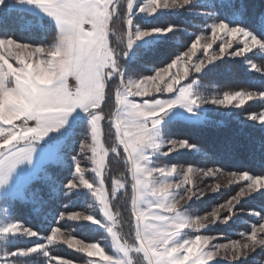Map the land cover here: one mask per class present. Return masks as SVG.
<instances>
[{"label": "snow or ice", "instance_id": "1", "mask_svg": "<svg viewBox=\"0 0 264 264\" xmlns=\"http://www.w3.org/2000/svg\"><path fill=\"white\" fill-rule=\"evenodd\" d=\"M186 6L198 5L195 0H149L145 4L136 0H0V198H16L20 189L31 183L37 170L65 150L83 129L91 143L79 147L81 152L85 148L91 150L90 170L95 177L86 178V169L77 156L72 155L69 159L74 172L62 187L68 193L94 197L102 215L96 218L94 214L72 212L67 219L87 221L90 224L86 227L95 225L104 229L111 236L115 251L106 254L99 242L85 243L74 237L64 238L63 243L90 258L99 257L90 264H134L133 253L141 254L146 264H210L212 261L219 264L216 258L222 249L225 259L231 251L232 261L246 256L245 249L255 252L259 247L264 251V236L258 238V234L264 233V217L258 226L251 225L250 233H241L247 240L244 244L239 241L230 245L212 244L215 236L199 234L201 229L220 220L219 208L203 217L188 214L181 202L204 194L194 191V185L189 187L194 169L178 171L175 165L154 163V158L169 157L179 149H197L189 139H172L171 136L178 122L193 128L200 125L204 105L240 108L257 97L264 99V92L245 91L209 98L197 90L198 80L181 83L188 80L191 73L211 71L208 66L226 55L241 57L253 53L254 49L264 54V15L250 27L245 26L246 11L233 0L218 3L212 0L199 5L228 12L225 18H216L207 26L211 42L201 45L205 37L198 35L187 51L176 55L166 66L154 69V75L133 78L129 74L136 70L146 53L161 48L163 42L170 39L169 34L174 33V25L156 26L147 18H155L158 10L185 9ZM117 20L124 21L126 32L114 30ZM13 27L16 32L28 33L51 29L56 38L51 44L36 40L20 42L21 37L14 34ZM218 39L222 40L218 52L209 56L207 50L212 49ZM233 41L238 45L235 49ZM198 46L205 48V59L192 63L191 57L195 56ZM10 57L15 63L10 62ZM246 62L251 69L264 74V68L251 59ZM178 63H182V75L172 71ZM69 78L75 79L74 88L69 86ZM157 93L174 95L159 98ZM135 97L148 99L137 102ZM113 98L115 111L106 117L105 102ZM247 119L264 126V111L249 113ZM106 120L116 141L111 151L117 157L123 153L122 159L130 174L133 244L127 243L115 230L117 213L112 211V200L121 189L126 190L127 185L116 180L109 195L104 183L108 149L100 146V141ZM199 171L214 175L222 169ZM176 176L182 179L176 182ZM230 177L229 183L246 181L247 185L228 204L238 203L241 197L252 193L264 196V175L254 176L242 171L232 172ZM219 187L216 185L213 191ZM57 216L65 219L64 212ZM232 216L229 209L222 223L227 224ZM185 230L197 234L188 236ZM50 231L46 244L4 250L0 261L17 264L9 258L40 252L48 257V264H73L71 260L50 255L48 245L57 241L61 228ZM39 235L17 221L0 224V241L3 242L20 236L39 238Z\"/></svg>", "mask_w": 264, "mask_h": 264}, {"label": "trees", "instance_id": "2", "mask_svg": "<svg viewBox=\"0 0 264 264\" xmlns=\"http://www.w3.org/2000/svg\"><path fill=\"white\" fill-rule=\"evenodd\" d=\"M210 2L212 0H195L198 6L191 8L215 13L216 15H211V20L225 18L228 15L226 9L199 6ZM216 2L218 3L219 0H216ZM233 2L238 6H242L246 11L245 26L250 27L264 15V0H233ZM180 10L177 12L164 11L157 13L155 18H147L156 26L174 24L175 26L185 28L186 31L174 28V33L169 34L170 39L164 41L161 48L146 53L138 67V75L151 74V66L153 68H159L170 63L175 59L176 55L183 53L189 48L190 45L187 44L193 39L189 32L196 34L198 29L202 28L203 25L196 24H202L203 21L200 23L196 20L195 22H190L188 19L182 18L181 15L179 16L178 13ZM197 19L202 20L200 18ZM117 22L124 25V21L117 20L113 25L114 30L117 33H121L116 26ZM12 23L13 21H10V24ZM12 31L15 35L21 37L20 42H32V40H36L46 43L56 37L55 31L51 29H38L34 33H28L16 32L13 27ZM113 43L115 45L116 41L113 40ZM249 59L264 68V54H261L258 50L237 58L224 57L223 60H219L208 66V68L212 69L211 71L205 69L204 72L199 74L197 90L201 95L209 98L223 96L226 92H264V74L251 69L246 62ZM125 67L127 68V65ZM111 87L114 88L115 85H111ZM263 109L264 99L257 98L233 110L217 111L208 109L206 120L195 128L185 125L183 122H178L172 130L171 138H187L190 143L198 146L197 151H181L171 154L169 157L161 156L155 160V164L170 165L180 162L182 164L197 166H214L225 172L240 173L247 171L250 175L254 176L264 175V126L249 121L246 118L249 113L258 114ZM113 111H115L114 98L106 101L104 105L106 117ZM85 134V131L80 129L76 140H74L75 142L71 141L66 146V149L60 152V159L44 163L31 180V183L24 187L25 193L23 196H17L11 199L0 198V224L17 221L37 231L40 235H43L47 234L49 230L56 226L64 225V222L58 218V213L64 212L66 209L76 211V208H84L86 206L89 199L86 194H71L66 192L62 187L64 183L72 178L74 172L69 156L71 154L78 155L79 145L81 144V140L86 137ZM103 139L105 147L108 149V160L104 171L106 185L110 191L114 180L116 178L121 179L126 183L127 187L126 190H123L115 197V201L118 202L120 199L125 200V198H129V201H131L130 174L128 173L127 165L123 162V153L121 152V156L117 157L111 151L116 141L114 131L108 126L107 120L104 122ZM89 175L93 178L92 173ZM237 189L238 185L233 192H223L222 190L218 194H214V197L207 195L203 200L197 201L196 203L193 201L190 202V205L186 206L184 210L200 216L202 215L200 213L207 212L213 206L225 202L230 194L234 193ZM111 193L112 191H110ZM33 194H35V197ZM73 198L75 200L71 203ZM127 207L128 217H131V208L130 206ZM117 211L119 212V209ZM94 213L97 216L99 209H96ZM118 214L117 218L119 219L117 225H123L124 229L127 230L125 216L122 213L121 215L120 213ZM128 220L130 225V219ZM89 224L90 222L85 225ZM85 225H82L83 227L81 229H75V232L80 237L93 242L103 241V229H96L93 225L90 227H86ZM133 225L134 223L129 226L131 231L133 230ZM228 226L224 225V227L218 228L211 226L200 230V233L217 234L219 229H223L228 234L229 229L232 228L231 224ZM124 229L118 228V231L122 233ZM39 242L40 237L23 236L7 242L0 241V255H2L4 250L15 251L17 247H28ZM57 254L64 259L71 260L73 264H89L91 260L85 253L77 252L75 249L68 247H60L59 251H54L53 249L51 255ZM45 258L46 256L37 252L30 254L28 257H11L9 259L17 261V264H48ZM1 263L2 261H0ZM210 264H216V261H212ZM219 264L232 263L219 261Z\"/></svg>", "mask_w": 264, "mask_h": 264}, {"label": "rangeland", "instance_id": "3", "mask_svg": "<svg viewBox=\"0 0 264 264\" xmlns=\"http://www.w3.org/2000/svg\"><path fill=\"white\" fill-rule=\"evenodd\" d=\"M136 2L140 3V4H145V3H148L149 0H136ZM178 10H180V9L158 10L157 13L164 12V11L177 12ZM178 14H179V16L181 15L182 18L188 19V21H190V22H193V21L195 22V20H196L198 23H200L201 21H203L202 24H196V25H203L202 28H200V29L196 28V29H198L196 34L192 33V32H189L193 39L187 45L191 46V43L194 42L195 38L198 35H203L205 37V39L201 40V45H204L206 42H211V39H212L211 38V32H210V30L208 29L207 26L210 25L213 22L214 19L211 20V15H207V14H210L208 11L200 10V9H192V8H189V7L186 6V8L185 9H181ZM197 18H200L202 20H198ZM116 26L118 27L119 32H121V33L122 32L123 33L126 32L125 24L123 25L122 23L117 22ZM174 28H179V29H183L184 31H186L185 28L180 27V26H175L174 25ZM220 35H222V34H220ZM55 38L53 40L51 39V40L47 41L46 44L53 43ZM238 39H239V37H238ZM221 43H222V40H219V39L216 40L215 43H213L212 49H208L207 50L208 55L211 56V55L217 53L218 52V46L221 45ZM232 44H233V49H235L238 46L236 41H233ZM190 46H189V48H190ZM231 50L232 49H229V51H231ZM254 51H255V49H254ZM247 54H249V53H247ZM247 54H245V55H247ZM225 57H232V56H227L226 55ZM235 58H237V57H235ZM9 59H10V62L15 63L13 58L10 57ZM185 59H187V58H185ZM199 59H205V48L202 47V46H198V50H197L195 56L191 57V62L195 63ZM205 62H207V61H205ZM215 62H217V61H215ZM139 65H138V67H139ZM138 67L136 68L135 71L129 73L133 78H139L140 76H145L146 75V74L138 75V73H137ZM151 69H152V73L151 74H147V75H154L155 74L154 69H157V68H153V66H151ZM172 71L173 72H179L180 75H182L183 74L182 63H178L177 67L172 69ZM199 74L191 73L189 78H188V80H181V83L182 84H186L190 80H193V79L197 80ZM68 83H70V81H68ZM69 86L74 88L76 86V83H74L72 81L69 84ZM149 86L151 87L152 85H149ZM253 93H256V92H253ZM155 95H157L159 98H169V97L173 96L174 94H171V93H157ZM257 98H259V97H257ZM257 98H255V99H257ZM134 99L137 102H141L144 99H148V97H135ZM255 99H253V100H255ZM208 109L217 110V111H223V110H233V109H237V108L223 107V106H214V105H204L203 108H202V112H201L202 121L206 120L207 115H208V113H207ZM261 111H264V109L261 110ZM249 121H251V120H249ZM253 122L259 124V122H257V121H253ZM30 124H34V122H30ZM172 139H176V138H172ZM85 143H91V139L87 135H86V137L84 139L81 140V144H85ZM100 146H103L106 149L105 143H104V139H103V135L101 137ZM100 146H98V148ZM164 150L166 151L167 148H165ZM181 151H183V152H187V151L191 152V151H197V149L196 150L179 149L178 151L173 152L171 154L179 153ZM59 154H60V152H59ZM77 154L78 155H76V156L81 161L82 167L86 169V171H85L86 178H88L89 180H93L94 177H95V174L92 173L91 170H90L91 167H92V162H91V159H90L92 157L91 150L88 149V148H85V150L83 152H81V150L79 149ZM70 156H72V154ZM59 157H60V155H59ZM58 159H60V158L57 157L56 160H58ZM107 160H108V155L106 157V164H107ZM155 160H156V158H154V163H155ZM156 165L157 166H172V165H175L177 167L178 171L186 170L188 167H192L194 169V171H193V173L191 175L192 184L189 185V187H193V185H194V187H193L194 191H197L198 193L199 192H203L204 194L202 196H200L199 198L193 197V199L191 201H187V202L182 201L181 203L184 205V208L186 206L190 205V202H192V201L194 203H196L197 201L203 200L207 195L214 197L215 196L214 194H218V192H221L222 190H223V192L224 191H227V192L228 191H232L233 192L237 188V185H238V189L234 193L230 194V196L227 198V200L225 202L219 203L217 206L216 205L213 206L207 212L200 213V214H202V215H200L201 217L207 216L210 213H212L213 211H215L217 208H219L220 220H217L215 223L209 224V227L213 226L214 228H218V227H224V225L229 227L228 225L231 224L232 228L229 229L228 234L226 232H224L223 229H219L217 231V234L216 233H213V234L199 233L201 235L215 236L216 239L212 241V244H229L230 245L231 242H233V241H239L241 244L247 243V240H246L245 236L241 235V233H245V234L250 233L251 225L256 224L258 226L262 222L261 221V217H264V196H261L259 193H252V195H250V196L241 197L239 199L238 203L236 201H232L231 205L227 203L233 196H236L238 194V192L240 191V189L242 187H246V185H247L246 181H238V182H234V183H229V179L231 178L230 177V173H232V172H225V171L222 170V172H217L214 175H205L204 172H201L199 170L200 169H204V170H207V169H219V168L214 167V166H206V165L205 166H197V165L182 164L180 162L179 163H173V164H170V165L169 164L168 165H158V164H156ZM104 171H105V169H104ZM90 173H92L93 178L91 177V175H89ZM174 179L176 180V182H179V180L182 179V177L176 176V177H174ZM116 180H121V179L116 178L114 180V182L112 184V188H111L110 191H113V188L115 187V181ZM104 183H105V187L108 189V187L106 185V182H105V176H104ZM216 185H219L220 187H219L218 190L213 191V189L216 187ZM123 190L124 189H121L116 194V197ZM110 191L108 189L109 195H111ZM262 191H264V190H262ZM24 193H25V189H24V187H22L20 189V191H19V195L18 196H23ZM71 194H73V193H71ZM86 195L88 196L89 199H88V202H87L86 206H84V208H76V211H73L72 209L64 210L65 219H60L61 221L64 222V225L56 226V227H60L61 228V233L57 234V241L56 242H54L52 245H48V250H49L50 255L52 254L53 249H54V251L55 250L59 251L60 247H68L67 244L63 243V239L67 238V237H74L76 240H82L85 243H95L93 241H88V240L83 239L82 237H80L75 232V229H81V227H83L82 225L88 224L87 221H71V220L67 219V215L72 213V212H79V213H82V214H85V215H87V214L96 215L94 212H95L96 209H99L98 203H97V201L95 200L94 197H92L89 194H86ZM74 200H75V198H73L71 200V203ZM221 205H225V207H220ZM233 205H234V207H233ZM127 206H130V208H131V201H129V198H125V200L120 199L118 202H116L115 199L112 200V211L114 213H117V215H119L118 213H120V215L122 213L125 216V220H126V223H127V225H126L127 230L124 229L123 225H121V226L117 225L118 227H116L115 230L120 234L121 237H123V239L125 241L128 240L127 243L133 244L135 242V228H134V225H133V230L131 231L129 229V226L133 223V220H132L131 217H128V207ZM145 207H146V205H145ZM117 209H119V212L117 211ZM229 209H231V211L233 213V216H232V219L230 221H228L227 224H224V223H222V220H223L224 217L229 215ZM253 213H259L260 215H253ZM188 214L193 215V216H197V215H194L192 213H188ZM101 215H102V213L99 211V214H97L96 218H100ZM116 219H117V224H118V219L119 218L116 217ZM128 219H130V225H129V220ZM210 219H211V217H210ZM1 224H3V223H1ZM93 226L96 229H99L97 226H95V225H93ZM118 228L124 229V232H122V233L119 232ZM52 229H54V228H52ZM103 231H104L103 241L99 242V243L101 244V247H103L105 249L106 254L111 255L115 251V249L112 246V238L104 229H103ZM185 231L187 232L188 236H194L195 234H197V233H195V232H193L191 230H185ZM50 235H51V231L50 230L48 231L47 234L39 235V237H40V242L39 243L46 244L47 243L46 237L50 236ZM260 236H264V233L258 234V238ZM34 244H32V245H30L28 247H31ZM72 249H74V248H72ZM244 251L247 253L246 256L241 257V259L239 261H232L231 258H230L231 257V251L229 250V252L227 253L228 258L225 259V255L226 254H225V251L222 249L220 251V255L217 256L216 260L221 261V262H226V263H232V264L233 263H236V264H247V263L248 264H264V251H262L261 248L258 247L255 252L248 251L246 249ZM52 256H58V257L64 259L63 257L59 256L58 254L57 255H52ZM132 258L134 260V264H146V262L144 261V259H143L141 254L133 253L132 254ZM45 259L48 262V257H46ZM93 260H99V257H97V256L91 257V260L89 261V264Z\"/></svg>", "mask_w": 264, "mask_h": 264}, {"label": "crops", "instance_id": "4", "mask_svg": "<svg viewBox=\"0 0 264 264\" xmlns=\"http://www.w3.org/2000/svg\"><path fill=\"white\" fill-rule=\"evenodd\" d=\"M69 81H70V83H71L72 81H73L74 83H76V81H75L74 78H69ZM70 83H69V84H70ZM59 155H60V154L57 153L55 157L50 158V159H49L48 161H46V162L56 160L57 157L59 158ZM46 162H45V163H46ZM29 167H31V166H29ZM39 169H40V168H39ZM39 169H38V170H39ZM38 170H37V172H38ZM37 172H36V173H37Z\"/></svg>", "mask_w": 264, "mask_h": 264}, {"label": "bare ground", "instance_id": "5", "mask_svg": "<svg viewBox=\"0 0 264 264\" xmlns=\"http://www.w3.org/2000/svg\"><path fill=\"white\" fill-rule=\"evenodd\" d=\"M221 145V144H220ZM226 152V151H225Z\"/></svg>", "mask_w": 264, "mask_h": 264}]
</instances>
